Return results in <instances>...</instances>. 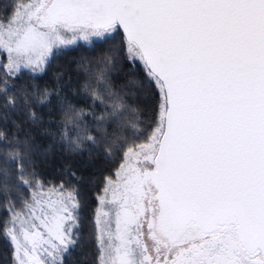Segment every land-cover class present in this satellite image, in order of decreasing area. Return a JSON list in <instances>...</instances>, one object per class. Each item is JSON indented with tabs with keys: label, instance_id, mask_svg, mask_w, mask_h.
<instances>
[{
	"label": "snow or ice",
	"instance_id": "snow-or-ice-1",
	"mask_svg": "<svg viewBox=\"0 0 264 264\" xmlns=\"http://www.w3.org/2000/svg\"><path fill=\"white\" fill-rule=\"evenodd\" d=\"M117 36L96 80L108 88L121 58L140 67L156 93L145 142L126 138L137 109L111 89L92 129L65 103L60 133L71 148L86 140L121 154L93 213L96 264H264V0H0L4 104L14 110L35 88L8 94L23 69ZM0 142V237L12 264H64L79 241V194L39 178L28 140L0 131Z\"/></svg>",
	"mask_w": 264,
	"mask_h": 264
},
{
	"label": "trees",
	"instance_id": "trees-1",
	"mask_svg": "<svg viewBox=\"0 0 264 264\" xmlns=\"http://www.w3.org/2000/svg\"><path fill=\"white\" fill-rule=\"evenodd\" d=\"M119 40L117 36L115 41L107 43L89 45L80 42L63 47L55 51L43 72L35 74L23 69L18 80H8V84L16 89L8 94L19 97L24 95L22 89L28 85L35 88L29 89L27 102L17 101L14 110L6 106L3 96H0V131L6 134L7 142L28 140L34 147L32 157L39 178L48 185L63 183L79 194V241L67 255L64 264H96L98 249L93 243V213L98 207L97 198L102 193L106 178H114L122 162L119 149L114 150L109 158L102 154L99 147L91 146L86 140L79 149L71 148L66 141L61 140L64 104L71 103L74 108L82 109L83 123L92 129L98 125V118L107 116L111 108L108 90L120 92L137 109L136 128H129L125 132L126 138L129 141L135 139L136 143L145 142L143 134L155 118L156 93L144 82L139 66L128 67L121 58L115 68L108 72V88L104 87V81L96 80L99 68L103 67L101 59L109 49L118 46ZM0 63L6 64L3 54L0 55ZM0 78H4V71H0ZM45 91L48 93L47 98H38ZM94 92L99 94L100 99L94 97ZM33 113L35 120L32 118ZM112 128L108 126L107 131L111 132ZM69 135L74 138L73 129H69ZM4 152V143L0 142V157ZM2 163L0 159V165ZM0 218H3L2 209ZM11 253L12 245L0 237V264H12Z\"/></svg>",
	"mask_w": 264,
	"mask_h": 264
},
{
	"label": "rangeland",
	"instance_id": "rangeland-1",
	"mask_svg": "<svg viewBox=\"0 0 264 264\" xmlns=\"http://www.w3.org/2000/svg\"><path fill=\"white\" fill-rule=\"evenodd\" d=\"M80 42L85 43V42H83V41H80ZM80 42H78V43H80ZM78 43H77V44H78ZM86 44H87V43H86ZM73 45H76V44H73ZM73 45H68V46H73ZM68 46H66V47H68ZM56 51H57V50H56ZM0 55H2V54H0ZM45 66H46V65H44L42 68H38V69H36L35 71H33L32 68H26V69H29L31 72H33V73H35V74H39V73L43 72ZM49 186L52 187V186H56V185H49Z\"/></svg>",
	"mask_w": 264,
	"mask_h": 264
}]
</instances>
